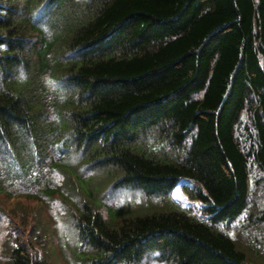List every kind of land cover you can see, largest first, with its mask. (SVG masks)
Instances as JSON below:
<instances>
[{
    "label": "trees",
    "instance_id": "trees-1",
    "mask_svg": "<svg viewBox=\"0 0 264 264\" xmlns=\"http://www.w3.org/2000/svg\"><path fill=\"white\" fill-rule=\"evenodd\" d=\"M0 193L65 264H264V0H0ZM32 212L0 264H54Z\"/></svg>",
    "mask_w": 264,
    "mask_h": 264
},
{
    "label": "rangeland",
    "instance_id": "rangeland-1",
    "mask_svg": "<svg viewBox=\"0 0 264 264\" xmlns=\"http://www.w3.org/2000/svg\"><path fill=\"white\" fill-rule=\"evenodd\" d=\"M184 186H185L184 183H179L175 187V189L172 192L173 199L177 203L183 206H188L192 202L197 204V202H195L193 199H191L188 196ZM105 198L109 206L110 205L120 206L125 200L130 199L131 196L123 193H115V194H106ZM38 203L41 205H38ZM33 210L35 211L36 214L35 217L39 218V220L46 225L47 227L46 233L48 234L47 238L50 241H54L52 247L53 249H55L53 253L56 255V260L53 263L65 264L62 260H60V255H58V251L66 259L68 258L69 251L65 247H63V241L60 240V235L56 232L54 233L53 231H51V228H55L54 222L56 223V219L57 220L59 219L58 216L63 214V210L61 209L60 205L59 207H57L54 204L50 203L49 199L44 197L41 199H34L32 197H28L24 195L10 197L3 193H0V225L2 226L0 230L1 231L0 245L1 243H3L4 232H6L7 228H9L12 225L11 222L16 220L14 215H19V216L28 215L29 217L31 216L32 213H34L32 212ZM29 218L28 221H26L28 222L27 223L28 229L32 227L31 225L32 222L29 220ZM22 227L23 225H20V228ZM31 234L32 232L30 230L26 231V237L32 236ZM66 240L68 243V238ZM36 242L38 241L36 240Z\"/></svg>",
    "mask_w": 264,
    "mask_h": 264
}]
</instances>
